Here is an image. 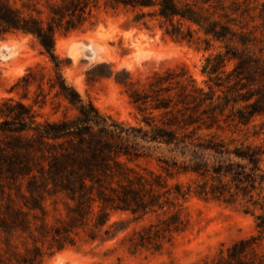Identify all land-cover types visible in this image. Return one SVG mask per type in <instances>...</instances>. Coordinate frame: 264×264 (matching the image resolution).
<instances>
[{
    "label": "trees",
    "instance_id": "1",
    "mask_svg": "<svg viewBox=\"0 0 264 264\" xmlns=\"http://www.w3.org/2000/svg\"><path fill=\"white\" fill-rule=\"evenodd\" d=\"M101 8L209 52L205 85L185 65L136 81L104 65L95 76H114L141 118L131 125L102 113L68 83L56 53L57 34L82 30ZM253 10L250 0H0V41L32 36L52 63L48 76L29 69L19 79L11 92L21 89L20 98L0 101V264H41L134 225L130 250L160 252L186 230L191 196L240 205L255 219L257 234L211 264H264V140L256 143L264 135V9ZM53 91L74 115L39 119L35 106ZM151 150L160 153L157 170L129 165Z\"/></svg>",
    "mask_w": 264,
    "mask_h": 264
},
{
    "label": "rangeland",
    "instance_id": "2",
    "mask_svg": "<svg viewBox=\"0 0 264 264\" xmlns=\"http://www.w3.org/2000/svg\"><path fill=\"white\" fill-rule=\"evenodd\" d=\"M262 4L264 0H250V7L255 9L251 15L258 16L264 9ZM130 19L131 15L124 11L101 8L82 30L58 33L56 53L64 61V77L85 100H91L104 114L137 125L141 116L131 105L125 88L116 82L114 76L98 77L93 71L106 72L108 68L104 65H107L115 73L130 72L136 81L154 71L185 65L197 83L204 86L206 76L201 70L209 52L164 36L156 23L146 29L133 26ZM261 23L262 20L256 19L251 25ZM42 68L48 76L52 72V63L32 36L17 34L0 41V101L20 98L22 90L18 88L11 92L12 87L29 69ZM45 91H49L48 86ZM37 92V87L31 86L25 102L34 103ZM35 109L41 114L40 120H57L64 114H75L67 103L54 97V91L43 107L36 105ZM257 123L264 124V117ZM263 140L264 135L256 143ZM150 153V157L129 165L157 170L160 153L152 150ZM178 180L183 184L189 182L188 177ZM63 210L64 207L60 206L58 213ZM183 216L188 221L186 230L166 243L160 252L141 250L134 253L130 250L125 238L136 227L134 225L112 240L81 241L76 247L46 255L41 264H211L220 250L257 234L254 217L244 213L240 205L229 206L191 196L185 203ZM119 217L115 216L113 220ZM259 252H264V240Z\"/></svg>",
    "mask_w": 264,
    "mask_h": 264
}]
</instances>
